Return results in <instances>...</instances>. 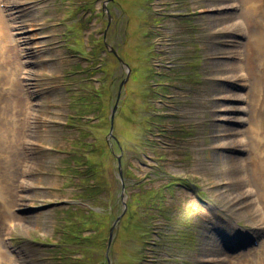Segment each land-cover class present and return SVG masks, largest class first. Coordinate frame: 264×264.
Returning a JSON list of instances; mask_svg holds the SVG:
<instances>
[{"label": "rangeland", "instance_id": "rangeland-1", "mask_svg": "<svg viewBox=\"0 0 264 264\" xmlns=\"http://www.w3.org/2000/svg\"><path fill=\"white\" fill-rule=\"evenodd\" d=\"M7 1L13 6V20L23 25L18 35H24L28 43L31 62L25 68L34 90L36 118L28 129L31 145L21 151L17 142L28 130L19 128L26 118L20 115L23 108L29 110L27 115L31 111L25 107L26 97L15 96L21 87L15 44L10 39V50L0 57V109L8 106L15 114L0 111V119L3 126L18 123L16 128L22 134L14 137L13 158L5 150L0 157V179L10 180L7 195H13L16 203L9 211L15 222L14 240L4 239L0 230V264H69L78 257L81 262L75 264H234L242 255L250 254L254 260L258 252L264 256V236L259 248L244 246L264 233V203L257 199L260 209L255 200L248 199L249 191L258 194L260 176L256 177L249 165L243 168L245 172L240 171L242 160L250 163L255 157L244 155L240 141L224 140L225 121L216 111L225 94L238 93L240 85L236 80L229 85L225 81L240 64L228 56L240 52L249 61L247 38L227 30L233 24L229 20L245 19L242 2L238 0V6L233 0ZM259 1L264 7V0ZM259 1L251 6L259 9ZM104 4L113 17L105 40L102 36L108 17L100 13ZM251 16L253 27H264L256 14ZM0 22L3 25L1 12ZM106 40L119 48L118 53L133 68V79L123 84L120 97L119 85L128 68L124 70L107 52ZM85 51L91 52L84 56ZM93 62L100 70L91 81L82 78L86 75L82 68ZM259 69L256 75L264 83L263 65ZM177 75L180 78L173 77ZM260 83L258 92L251 87L245 94L251 113L246 112L249 121L245 120L244 133L252 138L254 147L264 144V136H255L256 127L250 122L257 110L264 108ZM165 85L172 86L164 90L169 94L162 92ZM10 94L15 99L13 105L8 101ZM117 97L122 106L117 107L113 133L119 142L109 134ZM86 103L90 104L87 109ZM19 109L22 111L17 112ZM155 110L165 119L155 118ZM163 124L169 130L187 126L193 134L175 140L154 137ZM118 158L128 186L125 211ZM85 163L86 167H81ZM72 164L78 167L76 173L68 172ZM159 165L162 170L158 175ZM178 176L187 178L188 184L168 188L169 178ZM250 177L254 181L250 182ZM21 181L23 188L17 194L15 185ZM155 188L158 192L153 197ZM253 204L262 210L260 217ZM87 208L88 212L83 211ZM79 232L89 239H79ZM7 244L17 248L19 255ZM227 255L233 258L227 259Z\"/></svg>", "mask_w": 264, "mask_h": 264}, {"label": "bare ground", "instance_id": "bare-ground-1", "mask_svg": "<svg viewBox=\"0 0 264 264\" xmlns=\"http://www.w3.org/2000/svg\"><path fill=\"white\" fill-rule=\"evenodd\" d=\"M211 1H213V0H211ZM210 1V2H211ZM219 1V0H218ZM234 2H235V0H233ZM240 2H242V4H241V6H242V13L245 15V19L243 20V21H239V22H237L236 21V27H235V30L237 29V34L239 35V36H241V38H247V43H245V50H246V54H248V56H249V61L248 60H246V61H248L247 63H249V64H247L248 65V68H249V70L251 71V74L253 75V77H254V75H255V72H256V70L254 69L255 68V66L257 65V63L259 62V61H261V59H263V57H264V37H262V36H264V27H263V25H262V23H264V7L262 6V2L261 1H259V0H239ZM250 1V2H249ZM257 1H259V9H257V8H253L251 5H252V3H254V2H257ZM238 2V1H237ZM257 4V3H256ZM212 5H214V3L212 4ZM246 5H250V7H252V10H251V8H247V6ZM209 6H210V4H209ZM215 6V5H214ZM13 7V6H12ZM263 8V9H262ZM81 9V8H80ZM13 11V10H12ZM81 12V11H80ZM246 13L248 14V15H246ZM77 14V13H76ZM253 14H256L257 16H258V19L260 20V22H261V25H262V27H259V29H257L256 27L257 26H260V24H257V18L256 17H254L255 18V20H256V24H257V26L256 27H253L252 26V16L251 15H253ZM242 16V15H241ZM228 18H230V17H228ZM227 17H226V19H228ZM233 18V17H232ZM219 19V18H218ZM225 19V20H226ZM71 20V19H70ZM224 20V19H223ZM237 20V19H236ZM80 21V20H79ZM233 21V19L232 20H229L228 21V23H230V22H232ZM213 22V21H212ZM218 22V21H217ZM226 23V22H225ZM226 28V27H225ZM224 28V29H225ZM20 30H22L21 28H20ZM217 31V30H216ZM220 31V30H219ZM234 32V31H233ZM252 32H254L255 33V35H254V37H253V34H252ZM147 33V32H146ZM235 33V32H234ZM230 34V33H229ZM236 35V34H235ZM5 44V43H4ZM21 49L22 48H24L25 46L23 45V43H21ZM30 48V47H29ZM4 46L3 45H1V48H0V55H3L4 53H6L4 50H10V49H4ZM253 50L252 51V54L249 52V50ZM91 50V49H90ZM149 50V49H148ZM95 51V50H94ZM91 52V51H90ZM149 52V51H148ZM150 52H152V51H150ZM12 53V52H11ZM8 54V53H7ZM90 54V53H89ZM83 56V55H82ZM0 57H2V56H0ZM253 59H252V58ZM96 58V57H95ZM87 59V58H86ZM244 59H246V58H244ZM251 59H252V61H251ZM90 60V59H89ZM93 60H95V59H93ZM16 61V60H15ZM246 61H244V62H246ZM78 64V63H77ZM91 64V63H90ZM89 64V65H90ZM149 65V64H148ZM190 65V64H189ZM247 65L245 66V65H243V64H239L238 65V67L236 68V69H234V70H232V79H236L237 81L238 80H240V79H242V78H244L246 75L244 74V72L245 71H247ZM16 66V65H15ZM72 66H74V65H72ZM88 66V65H87ZM182 66V65H181ZM187 66V65H186ZM204 66V65H203ZM202 66V67H203ZM11 67H13V66H11ZM178 67V66H177ZM7 68V67H6ZM14 68V67H13ZM12 68V69H13ZM12 69H11V71H12ZM192 69V68H191ZM178 70V69H177ZM187 70V69H186ZM189 70V69H188ZM194 70V69H193ZM14 71V70H13ZM89 71V70H88ZM175 71V70H174ZM81 72H82V70H81ZM65 73H66V71H65ZM64 73V74H65ZM71 73V72H70ZM151 73V72H150ZM157 73V72H156ZM166 73V72H165ZM12 74V73H11ZM68 74H69V72H68ZM159 74V73H158ZM190 75V74H189ZM188 75V76H189ZM223 75V74H222ZM7 76H9V74L7 73ZM11 76V75H10ZM70 76V75H69ZM168 76V75H167ZM225 76V75H224ZM81 77V76H80ZM11 77H9V79H10ZM74 78H76V77H74ZM259 77H255V79L256 80H254V81H251L250 83H249V85H245V84H243V81H242V84H240L241 86V90H238V91H244V88H253L254 90H255V92L257 91H259V89H260V87L258 86V84L260 83V81H259V79H258ZM92 79V78H91ZM192 79V78H191ZM90 80V79H89ZM165 80V79H164ZM66 81V80H65ZM91 81V80H90ZM192 81V80H191ZM190 81V82H191ZM8 82H10V81H8ZM68 82V81H67ZM77 82V81H76ZM78 82L79 83H81L79 80H78ZM86 82H87V80H86ZM78 83V84H79ZM1 84V83H0ZM86 84V83H85ZM10 85V84H9ZM239 85V84H238ZM251 85V86H250ZM86 86V85H85ZM74 88V87H73ZM90 88V87H89ZM150 88V87H149ZM89 90V89H88ZM171 90V89H170ZM221 91V90H220ZM91 93V92H90ZM229 93V96H228V99H233V101H236L237 103H231V102H229V104H225L224 105V110L225 111H227L228 113L226 114V118H234V119H236V121L238 122V126H236V127H233V128H230V131H232L233 133L232 134H238V135H240V134H242L241 132H243V130H244V126H245V119L244 118H242V115L245 113V112H247L246 110L244 111V109L242 108H240L238 105H243V103L245 102V104L247 105V106H249L250 104V101H248L249 99L245 96V95H243V94H239L238 93V95L237 96H235L234 95V93L232 94L231 93V91H229L228 92ZM2 94V93H1ZM4 94H6V93H4ZM88 94V93H87ZM86 94V95H87ZM218 94V93H217ZM249 93H246V95H248ZM77 95V94H76ZM90 94H88V96H89ZM6 96H8V95H6ZM81 96H83V95H81ZM85 96V95H84ZM83 96V97H84ZM4 98V97H3ZM10 99V98H9ZM14 99V98H13ZM16 99H19L18 97L16 98ZM3 101V100H2ZM13 101H15V100H13ZM19 101H22V98H20L19 99ZM13 103L14 102H12V105H13ZM219 103V102H218ZM238 103H240V104H238ZM218 105V104H217ZM4 108V109H3ZM2 108V110L0 109V111H3V113H5V115L6 114H8V116H9V114H12V115H14L15 114V112L14 111H12L11 110V108H8V106L7 107H3ZM20 108H21V106H20ZM24 110H26V108H23ZM21 109H19L17 112H19ZM22 111V110H21ZM25 112H27V114H29V110L28 111H25ZM262 112H264V108H261V109H259V110H257V113H256V115L251 119V121L250 122H252V124L256 127V131H255V136H258V137H261V136H264V123H261V121L263 120L262 118H263V116H262ZM251 113V112H250ZM250 113H249V115H250ZM17 114V113H16ZM222 117V116H221ZM247 117V116H246ZM9 118H11V117H9ZM7 118L4 116V120H6ZM4 125V123H3V121L0 119V137H2L1 138V141L3 142V143H5L6 141H5V139L6 138H8L9 136H10V134H9V132H10V130H11V126H14L15 125V128L18 126V123L17 124H13V123H11V124H9V125H7V124H5L6 126H3ZM223 127V126H222ZM224 128V127H223ZM245 128H246V126H245ZM12 132V131H11ZM225 132V131H224ZM245 134V133H244ZM254 136V137H255ZM243 137H244V135H243ZM250 138L251 137H249V141H250ZM9 139V138H8ZM218 139V138H217ZM223 139V138H222ZM252 139V138H251ZM239 140V139H238ZM226 142V141H225ZM232 142H234V141H232ZM221 143V142H220ZM229 143V142H228ZM237 143V142H236ZM250 144V146H251V148L249 149V147H248V144L246 143V144H244V146H245V148H246V150L245 149H243V144L241 145V144H239V146H241L242 147V149L245 151V153L246 154H249L250 153V155H251V158L252 157H255V160L254 161H252L251 163H249L248 161H247V164H246V167H247V165H249V164H252L253 165V167L252 166H249L248 167V169L249 170H251V169H254V175L256 176V177H258V176H260V183L262 182V184H261V188H259V191H258V194H257V196H256V194H252L251 193V189H249V190H251V191H249V190H246V191H249L250 192V194L248 195V199H253V200H255V199H259L260 198V201L262 202V203H264V178H263V174H264V168H263V166H264V159H260V157H264V144L263 145H261V147L260 146H258V147H254L253 146V144L251 143V141L249 142ZM227 144V143H226ZM225 144V145H226ZM238 144V143H237ZM231 146V145H230ZM1 148V147H0ZM10 150H12V146H10ZM2 151H3V149H2ZM242 152V151H241ZM252 152H254V155L252 154ZM246 157H247V155H246ZM2 158V157H1ZM256 158L258 159V160H256ZM240 159H242V157H240ZM8 161V160H7ZM115 161V160H114ZM242 162V161H241ZM9 165H10V163H9ZM243 165L242 164H240V171L241 172H245L244 170H246V169H243ZM70 168V167H69ZM25 172V171H24ZM247 173V172H246ZM253 173H251V174H253ZM242 174V173H241ZM246 176V175H245ZM247 177V176H246ZM240 178V177H239ZM251 178V177H250ZM243 179V178H242ZM247 179V178H246ZM248 181H249V179H247ZM243 181L245 182V179H243ZM252 181H254L252 178H251V181L250 182H252ZM246 183V182H245ZM114 184V183H113ZM242 184V183H241ZM247 184V183H246ZM251 183H248L247 184V186L249 185V186H251L250 185ZM112 185V184H111ZM107 186V185H106ZM247 186H245L246 188H247ZM83 187V186H82ZM249 188V187H248ZM105 189H107V188H105ZM181 190V189H180ZM113 192V191H112ZM109 194V193H108ZM240 197H241V195H240ZM92 199V198H91ZM238 199V203L240 204V199L239 198H237ZM246 200V199H245ZM243 201V200H242ZM258 201V200H257ZM251 202H252V200H251ZM256 202V201H255ZM91 203V202H90ZM242 203V202H241ZM254 203V202H253ZM254 204H256V203H254ZM253 204V205H254ZM7 207H8V205H6ZM240 206V205H239ZM249 206V205H248ZM255 206V208H256V205H254ZM262 207V206H261ZM259 208H260V206H259ZM261 209V208H260ZM260 211H262V210H260ZM259 211V209L258 208H256V209H254V212H256L258 215H259V217L261 216V212ZM263 213L262 214H264V211H262ZM257 215V216H258ZM263 216V215H262ZM261 216V220H263V222H264V216L262 217ZM259 219V218H258ZM130 222H131V220H129ZM259 222V221H258ZM96 223V222H95ZM262 223V222H261ZM101 225V224H100ZM103 225V224H102ZM71 229V228H70ZM76 229V228H75ZM103 229V228H102ZM133 230V229H132ZM135 230H136V228H135ZM122 231H125L124 229L122 230ZM100 232V231H99ZM73 233H75V232H73ZM136 233V232H135ZM97 234V233H96ZM99 234V233H98ZM138 234V233H137ZM71 235V234H70ZM169 235V234H168ZM92 236V235H91ZM85 237V236H84ZM263 249V248H262ZM131 250H132V248H131ZM128 251V250H127ZM264 251V250H263ZM256 254V253H255ZM254 254V255H255ZM131 255V254H130ZM132 256V255H131ZM246 256H250L251 257V255L250 254H246V255H242L241 256V258H239V260L238 261H233L234 262V264H251V263H253V264H255V261H254V259L251 257V260H249V258H246ZM256 257V256H255ZM259 257V256H258ZM257 257V258H258ZM256 258V259H257ZM261 258V257H260ZM232 259V258H231ZM229 262V261H228Z\"/></svg>", "mask_w": 264, "mask_h": 264}]
</instances>
